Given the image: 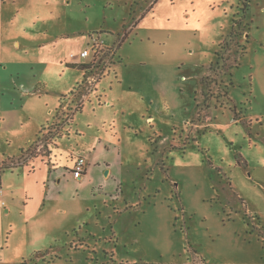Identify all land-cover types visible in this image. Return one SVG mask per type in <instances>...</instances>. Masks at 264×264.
Listing matches in <instances>:
<instances>
[{
  "label": "rangeland",
  "instance_id": "374dc122",
  "mask_svg": "<svg viewBox=\"0 0 264 264\" xmlns=\"http://www.w3.org/2000/svg\"><path fill=\"white\" fill-rule=\"evenodd\" d=\"M3 174L0 264H264V0H0Z\"/></svg>",
  "mask_w": 264,
  "mask_h": 264
},
{
  "label": "crops",
  "instance_id": "0c3cea01",
  "mask_svg": "<svg viewBox=\"0 0 264 264\" xmlns=\"http://www.w3.org/2000/svg\"><path fill=\"white\" fill-rule=\"evenodd\" d=\"M136 27V29H138V24L135 26ZM72 60H70V61H68L69 63H84V61H83V59L84 58H82L81 57V54L79 55H72ZM68 68H73L74 69V67H68ZM77 68V67H76ZM77 69H79V70H81V72H82V75H83V78L81 79V81H83V80H86V79H89L91 76H88V73L86 72V70H88L89 68H86V69H80V68H77ZM80 81V82H81ZM101 82L102 81H100L99 82V85L101 84ZM103 97L105 98V94H103ZM100 105H108V106H110L111 105V103L110 102H104V103H99ZM83 111V109L80 111V112H82ZM79 112V111H78ZM42 127H43V125L41 126V128H40V130L42 129ZM40 130H39V132H38V134H40ZM37 136V134L34 136V138H32L31 139V141L30 142H33V140L35 139V137ZM49 157H53V161H55L54 160V157H55V154H51V156H49ZM57 158V157H56ZM58 159V158H57ZM58 161V167L59 168H61V165H63V164H66L67 162V160H65V162H62V160H57ZM73 164H74V162H73ZM73 164H72V166H73ZM24 165H26V164H24ZM89 165V164H88ZM88 165H87V170H86V172H85V174L84 175H86L87 174V176H88ZM21 167L23 166V165H20ZM71 166V167H72ZM24 167V166H23ZM27 167H29L28 165H27ZM31 169L32 170H35V166H33V167H31ZM61 170V169H60ZM59 170V171H60ZM51 171V170H50ZM53 171H56V172H59V171H57V170H53ZM14 171H12V173H13ZM6 173V172H5ZM4 173V174H5ZM4 174L1 176V185H2V180H3V176H4ZM68 174H69V176L71 177H73V175H72V173H71V168H70V172H68ZM66 174H64V176H65ZM85 177V176H84ZM74 178V177H73ZM72 178V179H73ZM83 178V177H82ZM82 178L81 179H76L77 181H81L82 180ZM59 182H61V180H62V178L60 177L59 179ZM5 183H6V181H5ZM26 183V182H25ZM8 187H11V188H8ZM17 190V188H16V185H11V186H7L6 185V187L4 188L3 186H2V195H1V200H0V203L5 207V210H6V212H11V204H12V202H14V194H15V191ZM10 191V192H9ZM26 193H27V191H26ZM4 209V208H3Z\"/></svg>",
  "mask_w": 264,
  "mask_h": 264
},
{
  "label": "trees",
  "instance_id": "16d2710c",
  "mask_svg": "<svg viewBox=\"0 0 264 264\" xmlns=\"http://www.w3.org/2000/svg\"><path fill=\"white\" fill-rule=\"evenodd\" d=\"M138 22H135L134 26L137 25ZM240 27V23L236 22L235 26L234 27ZM239 36V33L236 31V30H233V32L231 33V38L233 37H238ZM247 40H248V35H247ZM227 41V40H226ZM230 42L229 40L227 41V43ZM120 45L122 44V41L121 43H119ZM119 45V46H120ZM243 51L246 50V46L244 45L243 47ZM218 56H217V60L214 64L211 65V69L215 71V69L213 67H216L217 65H219L220 63V59L221 57L219 56L220 55V51L217 52ZM242 57V55H241ZM236 63H238V59L235 60ZM70 66L72 67H77V68H80V69H86V68H89L91 66V64H86V63H69ZM208 76H205L202 78L201 80V83H202V87H203V94L205 95L206 98H208V92H209V82L208 80ZM83 109V107L81 106H77V108L75 109V111H81ZM237 114V113H236ZM238 116V115H237ZM238 119V118H237Z\"/></svg>",
  "mask_w": 264,
  "mask_h": 264
},
{
  "label": "built area",
  "instance_id": "2783aa9c",
  "mask_svg": "<svg viewBox=\"0 0 264 264\" xmlns=\"http://www.w3.org/2000/svg\"><path fill=\"white\" fill-rule=\"evenodd\" d=\"M89 55V50H84L81 53V57L85 58ZM87 159L81 155L79 156L75 161L73 166L71 167V173L73 175L74 178H80L82 176H84L86 170H87ZM1 195H2V185H1V181H0V200H1Z\"/></svg>",
  "mask_w": 264,
  "mask_h": 264
},
{
  "label": "bare ground",
  "instance_id": "6f19581e",
  "mask_svg": "<svg viewBox=\"0 0 264 264\" xmlns=\"http://www.w3.org/2000/svg\"><path fill=\"white\" fill-rule=\"evenodd\" d=\"M86 50H88V49H86Z\"/></svg>",
  "mask_w": 264,
  "mask_h": 264
}]
</instances>
